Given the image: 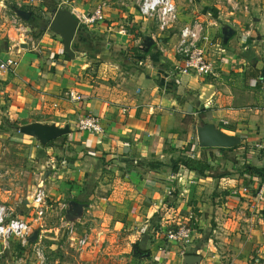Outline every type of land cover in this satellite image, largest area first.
<instances>
[{"label":"crops","instance_id":"0c3cea01","mask_svg":"<svg viewBox=\"0 0 264 264\" xmlns=\"http://www.w3.org/2000/svg\"><path fill=\"white\" fill-rule=\"evenodd\" d=\"M174 1L179 19L161 31L155 18L140 13V0H62L66 5L59 8L78 15L107 3L104 19L83 26L71 52L49 26L41 25L38 34L35 22L30 26L37 35L21 42L19 52L12 41L0 47V60L19 61L15 72L0 71V174L14 173L30 187L45 185L53 206L47 223L55 233L64 217L56 226L54 215H68L72 202L85 204L79 217L67 218L78 221L75 237L89 234L73 264H137L135 243L149 249L138 264H184L190 253L201 256L197 264H257L264 258V0ZM195 16L212 38L211 77L175 71L180 30ZM12 30H4L10 39ZM130 47L149 53L118 81L125 57H135ZM68 90L84 100H69ZM122 104L131 111L122 113ZM88 114L102 118L103 133L78 128ZM36 121L71 131L44 145L19 131ZM207 123L237 143L202 145L198 127ZM179 156L187 165L174 171L171 161ZM3 191L2 200H20L17 190ZM24 205L32 208L31 200ZM188 222L191 242L168 243L159 252L165 238L152 230ZM51 245L59 246L55 240Z\"/></svg>","mask_w":264,"mask_h":264},{"label":"built area","instance_id":"2783aa9c","mask_svg":"<svg viewBox=\"0 0 264 264\" xmlns=\"http://www.w3.org/2000/svg\"><path fill=\"white\" fill-rule=\"evenodd\" d=\"M35 0H29V3ZM107 6L106 2H101L95 8L92 14H73L77 15L79 25L88 26L98 20L104 19V11ZM140 13L145 17L155 18L161 31L176 23L179 19V9L174 0H140ZM12 29L18 35L15 38L14 47L18 52L23 46L21 42L29 43L32 40L33 28L24 24V19L14 11L11 16ZM12 39V38H11ZM212 38L206 29L205 22L202 18L195 16L193 20L182 26L180 30V41L176 47V54L179 62L175 66L178 74L196 75L201 77H210L216 74V64L209 55L208 46ZM19 65V61L9 56L5 60H0V71L15 72ZM66 98L74 102H81L84 96L77 90H68L65 93ZM122 113H129L128 106L120 107ZM78 128L83 131L93 133H103L104 126L102 118L98 115L88 114L78 119ZM53 166L52 163H49ZM48 191L44 184H39L31 201V205L35 208L37 219L41 218L47 209L53 208L48 199ZM66 204L62 205V209ZM70 232L75 233V223L66 221ZM159 237H163L167 242L159 247V251L167 250L168 243L178 242L182 246H186L191 242L194 228L188 223L180 224L175 229L164 231L160 229L154 230ZM32 225L23 216L17 215L14 208L5 202H0V242L4 248L8 247L13 238L19 239L24 246L28 245L31 238ZM89 234L85 233L82 237L72 236L74 246L83 250L88 244ZM35 255L37 264H47L44 249L41 244H35Z\"/></svg>","mask_w":264,"mask_h":264},{"label":"rangeland","instance_id":"374dc122","mask_svg":"<svg viewBox=\"0 0 264 264\" xmlns=\"http://www.w3.org/2000/svg\"><path fill=\"white\" fill-rule=\"evenodd\" d=\"M1 1H3V0H0V2ZM4 1H5V5L2 4L0 6V33H1L0 47H3L4 44H10L11 41H12V43H14L15 38L18 36L15 33V31L12 30L13 33L16 34V37L14 34V36H12L13 40H11L8 37V35H5V31H4L5 28H9V29L11 28V25H12L11 16L13 15L16 8H22V9H26L28 11L30 10L31 12H33L35 14V20L34 21L25 20L24 24L30 25L33 22L37 23L36 24L37 25V33L41 34L42 31H41L40 26L45 24V23H49L48 24V26H49L51 23V15L54 16L56 10L58 11L59 9H62V8H59V5H62V6L66 5V4L61 3L62 0H58V1L56 0V3H57L56 9L55 8L51 9V8L47 7L46 5H44L42 0H35L32 3H31V1H30V3H25L24 1L18 2L16 0H4ZM14 7H16V8H14ZM82 27H83L82 25H79V29H81ZM32 34H34L35 36L37 35L36 31H33ZM136 48H139V47H132V48L130 47V50L134 51V49H135V53L137 54V57H136V55H135V57H131V58H126L124 56L127 62L123 63L120 66V69L118 71V75L115 76L116 80L124 81L125 80L124 77L126 76L125 75L126 72L130 68H133L135 66L136 60H138V62H140V63H143L145 61V59H143V58H145V54L143 55V53L140 51H137ZM122 106H128L129 107L128 112H130L132 109V106L130 104H127V105L122 104ZM179 157H177V159ZM173 161H171V163ZM8 174L10 175V173H8ZM13 175L11 173V176L7 178L5 173H4V175L0 174V188H2L4 190L5 187H9V189H8L9 191H3L2 189H0V191L5 192L6 194H10V192H13V189H15L19 193L20 200L18 199V201H16L17 200L16 199V200H14V202H9V200L5 201V200H2L3 198L0 197V202H5L8 205H11L14 208L15 213H17L18 215H21V214L23 216L25 215V219L27 221H30V224L32 225V233H31V239L28 241L27 246H24L22 244V242L19 241V239H17V238H13L10 241L8 247H6V248H4L0 242V264H37V259H36V255H35V244L37 242H39L40 238H41L40 244H41L42 248L44 249V254L46 257L47 264H71V263L73 264V261H75V257L77 256L79 251H82V250L77 249L74 245L72 246L69 239H68V235H67L68 232L70 233V235H72V233L70 232V228L66 224L67 223L66 221L68 220L67 218H69V217H68L67 213L64 212L65 210L62 211V214H61V212L57 214L59 219L56 218L55 215L52 217V218H54V220H56V219L58 220L56 222V226L57 225L59 226V224H61L63 222L62 216L64 217V219H63L64 222L62 223V225L64 227L62 229H60V231H57L58 233H55L54 228H51V226H49V224L47 223L48 222L47 219L51 218L50 214L47 215V213L49 211L48 209L46 210V212L44 213V215L41 218L36 220L37 215L35 212V208H33L32 205H31L32 208H27L24 205V202L26 199L29 198L32 201L34 193H35L36 189L38 188L39 184L35 187H30V186H28L27 181H22L19 179L15 180L14 178H16V174L13 173ZM17 176H19V175H17ZM18 182H19V184H17ZM17 187H20V189H18ZM82 212H83V209H82ZM59 220L62 222H60ZM75 222H76L75 226H77L78 221H75ZM47 224H48V226H47ZM80 226H82V225H80ZM176 227H174L172 229H175ZM79 230H80V228H79ZM76 231H78L77 227H76ZM78 233H79V231H78ZM75 234L77 235V232L73 233V235H75ZM152 234L154 236H156V238L159 237L156 234V232H154L153 230H152ZM34 235H36V236L34 238H32ZM55 237H58V239H55ZM54 240L56 243L59 244L58 248L52 247L51 243L54 242ZM163 240L165 243L166 240L165 239H163ZM171 243H173V242H171ZM174 244H180V243L174 242ZM163 251H167V250H162L159 252H163ZM257 264H264V258L259 260V262Z\"/></svg>","mask_w":264,"mask_h":264},{"label":"water","instance_id":"95a60500","mask_svg":"<svg viewBox=\"0 0 264 264\" xmlns=\"http://www.w3.org/2000/svg\"><path fill=\"white\" fill-rule=\"evenodd\" d=\"M15 11L24 20L31 18V12L26 9L16 8ZM49 28L62 36L65 49L71 52L72 42L79 31V21L74 14L70 10L63 8L58 11L56 10ZM23 45L25 46L27 44L24 43ZM19 130L24 134L37 137L44 145L49 144L53 140L62 139L71 131L69 125L60 127L56 124H45L37 121L21 126ZM198 136L200 143L209 147H231L238 141L236 137L221 132L214 123L199 126ZM71 205V208L68 210V215L71 218L73 216L79 217L85 204L72 202ZM147 255H149V252H147ZM200 260L201 256L198 254L190 253L184 256V264H197Z\"/></svg>","mask_w":264,"mask_h":264},{"label":"trees","instance_id":"16d2710c","mask_svg":"<svg viewBox=\"0 0 264 264\" xmlns=\"http://www.w3.org/2000/svg\"><path fill=\"white\" fill-rule=\"evenodd\" d=\"M43 1V4L44 5H46L47 7H49V8H55L56 9V6H57V3H56V0H42ZM14 8H16V7H14ZM32 17H35V14L32 12L31 13V18ZM48 24L49 23H45L44 24V26L45 27H47L48 26ZM84 32V30H83V28H81V29H79V31H78V35L80 34V32ZM219 41L221 40V38L219 37V39H218ZM136 50L137 51H140V52H144L143 53V55L144 54H147V53H149V51H144V50H142L141 48H136ZM134 53H135V49H134ZM135 55H137L136 53H135ZM139 56V55H138ZM140 57V56H139ZM260 77L262 78V80L264 81V68H262V70H261V73H260ZM64 138V137H63ZM59 140V139H58ZM57 140H53V141H51L49 144H54L53 142H56ZM224 150V149H223ZM247 151H245L244 150V153H246ZM139 164H141V163H147V166L148 167H151V168H158V167H162V166H164L165 164L163 163V162H158V161H147V162H142V161H139L138 162ZM246 163V162H245ZM244 163V164H245ZM187 165V163L185 162V160H184V158H182V157H179L178 159H176V160H174L173 162H172V165H171V168H173V170L175 171V170H177L178 169V167L180 166V165ZM157 224L154 222V224L151 226V228L150 229H154V227L156 226ZM158 228V227H157ZM156 229V228H155ZM135 250H134V257H135V259H136V261H135V263L138 261H141V259H142V257H144V255L145 254H147V252L149 251V249H145V248H143V247H141L138 243H135V248H134ZM138 262H137V264H138Z\"/></svg>","mask_w":264,"mask_h":264}]
</instances>
